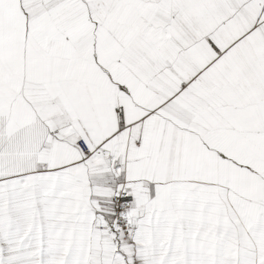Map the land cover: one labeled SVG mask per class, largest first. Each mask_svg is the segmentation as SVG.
Returning a JSON list of instances; mask_svg holds the SVG:
<instances>
[{
	"label": "snow or ice",
	"instance_id": "obj_1",
	"mask_svg": "<svg viewBox=\"0 0 264 264\" xmlns=\"http://www.w3.org/2000/svg\"><path fill=\"white\" fill-rule=\"evenodd\" d=\"M0 264H264V0H0Z\"/></svg>",
	"mask_w": 264,
	"mask_h": 264
}]
</instances>
